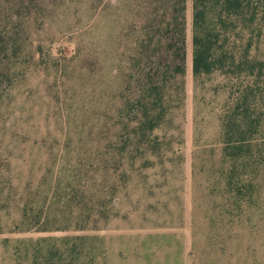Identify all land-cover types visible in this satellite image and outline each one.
I'll return each mask as SVG.
<instances>
[{
	"label": "rangeland",
	"instance_id": "1",
	"mask_svg": "<svg viewBox=\"0 0 264 264\" xmlns=\"http://www.w3.org/2000/svg\"><path fill=\"white\" fill-rule=\"evenodd\" d=\"M153 1L0 0V264H62L77 236L80 264H264V29L263 124L234 166L222 117L249 80H195L193 0L167 117L135 133L128 57Z\"/></svg>",
	"mask_w": 264,
	"mask_h": 264
},
{
	"label": "trees",
	"instance_id": "2",
	"mask_svg": "<svg viewBox=\"0 0 264 264\" xmlns=\"http://www.w3.org/2000/svg\"><path fill=\"white\" fill-rule=\"evenodd\" d=\"M153 3L155 11L135 39L136 47L128 57L132 74L139 79L141 94L134 103L128 101L127 106L130 113L137 115L139 127L135 133L144 136L154 132L167 117L169 78L183 77L186 70L187 0ZM263 29L264 0H193L195 80L216 72L249 80L231 98L222 117L223 152L234 166L251 159L263 124V113L250 81L256 74L263 75V63L252 57L254 34ZM68 240L69 259L62 264H80L83 238Z\"/></svg>",
	"mask_w": 264,
	"mask_h": 264
}]
</instances>
